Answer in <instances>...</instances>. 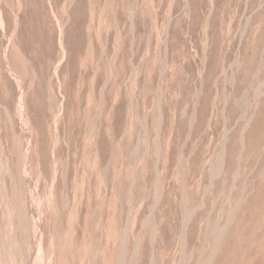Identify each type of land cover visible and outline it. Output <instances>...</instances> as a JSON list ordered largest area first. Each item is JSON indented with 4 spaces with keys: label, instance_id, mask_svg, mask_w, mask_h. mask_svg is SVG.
<instances>
[{
    "label": "rangeland",
    "instance_id": "1",
    "mask_svg": "<svg viewBox=\"0 0 264 264\" xmlns=\"http://www.w3.org/2000/svg\"><path fill=\"white\" fill-rule=\"evenodd\" d=\"M0 264H264V0H0Z\"/></svg>",
    "mask_w": 264,
    "mask_h": 264
}]
</instances>
